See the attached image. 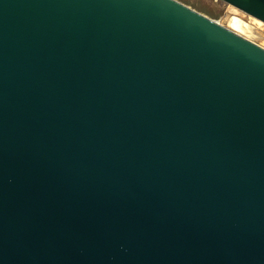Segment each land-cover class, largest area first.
I'll return each mask as SVG.
<instances>
[{"label": "water", "instance_id": "1", "mask_svg": "<svg viewBox=\"0 0 264 264\" xmlns=\"http://www.w3.org/2000/svg\"><path fill=\"white\" fill-rule=\"evenodd\" d=\"M0 264H264V47L179 0H0Z\"/></svg>", "mask_w": 264, "mask_h": 264}, {"label": "rangeland", "instance_id": "2", "mask_svg": "<svg viewBox=\"0 0 264 264\" xmlns=\"http://www.w3.org/2000/svg\"><path fill=\"white\" fill-rule=\"evenodd\" d=\"M192 8L206 14L207 16L215 19L221 24L229 27V16L235 14L231 10V6L225 3L223 0H179ZM239 16H242L254 27V34L246 35L248 39L256 42L264 47V23H258L250 15L239 10L236 12ZM244 36V35H243ZM245 36V37H246Z\"/></svg>", "mask_w": 264, "mask_h": 264}, {"label": "bare ground", "instance_id": "3", "mask_svg": "<svg viewBox=\"0 0 264 264\" xmlns=\"http://www.w3.org/2000/svg\"><path fill=\"white\" fill-rule=\"evenodd\" d=\"M231 10L234 11L235 14L229 16V28L244 36L248 34L250 35L254 34L255 31H254V27L252 26V24H250L242 16H239L236 13L239 11V9L232 7ZM257 22L261 23L260 21H257Z\"/></svg>", "mask_w": 264, "mask_h": 264}]
</instances>
